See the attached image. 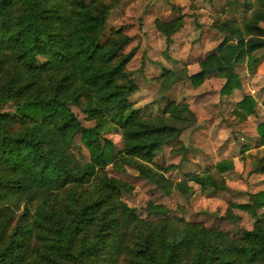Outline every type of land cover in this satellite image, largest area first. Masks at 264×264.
<instances>
[{"label":"trees","instance_id":"16d2710c","mask_svg":"<svg viewBox=\"0 0 264 264\" xmlns=\"http://www.w3.org/2000/svg\"><path fill=\"white\" fill-rule=\"evenodd\" d=\"M118 1L0 0V264H264V218L239 238L199 223L143 220L121 200L133 186L104 173L117 154L102 134L121 130L124 163L169 186L144 163L180 132L178 123L195 119L188 104L173 100L159 116L144 119L130 102L138 90L127 70L133 52H123L131 37L113 29L102 41ZM242 5L250 13L242 22L215 20L225 35L218 52L193 74L165 69L166 88L182 80L199 86L213 72L225 79L222 94L242 87L236 66L253 70L264 57V0ZM182 26L183 17L158 22L168 43ZM8 103L14 113L1 109ZM73 105L95 124L83 126ZM256 105L245 96L234 112L246 119ZM258 134L264 146V122ZM77 135L88 160L73 151ZM216 168L224 173L234 162L223 160ZM189 178L210 191L226 188L209 171ZM177 187L183 193L190 188L188 182ZM233 206L257 216L264 191ZM148 209L168 214L161 205Z\"/></svg>","mask_w":264,"mask_h":264},{"label":"rangeland","instance_id":"374dc122","mask_svg":"<svg viewBox=\"0 0 264 264\" xmlns=\"http://www.w3.org/2000/svg\"><path fill=\"white\" fill-rule=\"evenodd\" d=\"M243 1L119 0L107 18L103 42L113 29H122L131 37L123 52H133L127 70L138 90L129 100L142 110L141 118L159 116L160 109L169 100L188 104L195 116L190 125L178 123L180 132L163 145L151 162L144 163L170 182L167 187L141 176L135 166L124 163L125 139L121 130L109 129L102 134L103 139L115 145L117 154L115 162L108 165L104 173L133 186L130 193L122 194L121 200L140 219L199 223L208 229L224 231L231 238H239L255 227L258 217L264 218V207L258 209L256 216L233 206L249 202L251 193L264 191L261 170L264 146L260 145L258 134V126L264 122V57L253 70L248 64L236 66L242 87L230 94L221 93L225 79L215 72L208 74L199 86L182 80L166 88L161 81L165 69H183L193 74L200 69L202 60L217 53L225 35L215 28L214 22L217 18L242 22L250 15L245 12ZM179 17H183V26L168 43L158 22H170ZM260 24L264 28V21ZM262 53L259 51L258 55ZM245 96H252L257 105L254 114L242 119L234 110ZM72 108L83 126L95 124L81 108L75 105ZM1 109L14 113L16 107L8 103ZM73 151L82 161L89 159V151L80 135L75 138ZM223 160H233L234 168L219 172L216 166ZM205 171L214 173L226 188L210 191L190 180L191 175ZM182 182L189 184L186 193L177 187ZM150 204L164 206L168 214L150 213Z\"/></svg>","mask_w":264,"mask_h":264}]
</instances>
